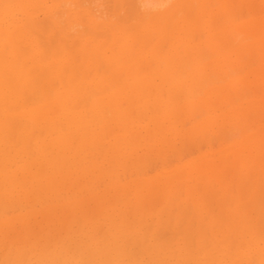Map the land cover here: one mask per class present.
Listing matches in <instances>:
<instances>
[{"label":"bare ground","instance_id":"obj_1","mask_svg":"<svg viewBox=\"0 0 264 264\" xmlns=\"http://www.w3.org/2000/svg\"><path fill=\"white\" fill-rule=\"evenodd\" d=\"M161 2L168 7H147ZM256 4L0 0V248L12 235L32 241L17 248L15 264L37 256L264 264V234L249 227L264 207V19L252 11ZM228 127L241 139L221 148L232 155L226 161L191 159L155 179L141 173L154 146L224 141ZM130 159L141 176L124 182L119 170L127 173ZM37 204L45 218L39 228L47 227L38 241L27 210ZM10 208L27 213L8 217ZM223 245L226 256L204 255Z\"/></svg>","mask_w":264,"mask_h":264},{"label":"rangeland","instance_id":"obj_2","mask_svg":"<svg viewBox=\"0 0 264 264\" xmlns=\"http://www.w3.org/2000/svg\"><path fill=\"white\" fill-rule=\"evenodd\" d=\"M257 3V4H256ZM254 4H256V6L254 5V7H252V11H254V13L256 14V18L257 19H264V9L260 6V4H261V0H254ZM262 8V9H261ZM44 38V40H46L47 38H48V36L47 35H45L44 34V36H42V39ZM43 41V40H42ZM41 41V44L42 45H44L45 44V46H47L46 44H47V40L46 41H43L42 42ZM43 47V46H42ZM44 48V47H43ZM44 51H46V50H44ZM260 65V63H257V64H255L254 65V67L252 68V69H257V66H259ZM250 70H248L247 72H249ZM247 72L245 73V74H247ZM254 78V80L255 81H257V82H260V84L262 85V81L263 80H260L259 78H257L256 76L254 77V76H252V79ZM261 91V90H260ZM34 100V99H33ZM259 100H260V105L261 106H263L264 107V92H259ZM35 102V101H34ZM37 102V101H36ZM56 114H54V118H56V117H58V115H59V112H55ZM219 113H222V111H219ZM200 114H204L203 112H201ZM205 115L204 116H202V118H200L199 120H202V119H205ZM145 119H142L141 120V126L142 127H145V126H147L146 124H147V120H145ZM186 123H188L187 124V126H186V128H191L192 127V124H193V122H190L189 120H187V122ZM261 125H262V131H261V137L262 138H264V117H263V119H261ZM231 129V130H230ZM117 131V134H119V131L118 130H116ZM228 131H230V132H228ZM228 134H227V132L223 135L224 136V141H223V139L221 140V141H219V140H215L216 141V143H212V144H207V143H205V142H202L201 143V145L200 146H195L193 143H191L189 140H181V139H177L175 142H177V148H176V150L174 151V150H171L170 148H164V147H166V146H164L163 147V149H162V145H157V146H154V153L153 154H155V156L153 157L152 155L150 156V157H148L147 158V160H150V159H154V161L152 160V162L151 161H149L148 163H147V166H146V168L144 169V171H141V173L142 174H145V176L146 177H152V178H149V179H155L156 177H158L159 175H160V173H162L160 170H162L163 168H165L166 166V168H168V169H170V168H172V167H175V168H178V170H182V169H184L186 166H188L187 164H188V161L190 162L191 161V159H195V160H198V159H202V158H211V159H220V161L219 162H222V161H226L227 159H229V158H231V156L232 155H220L222 152H224V150H221V148L223 147V146H225V145H227V146H231V144H233L236 140H239V139H241V133H240V131L238 130V129H236V128H234V127H228ZM239 131V132H238ZM114 132H115V129H114ZM144 133V135H145V137H148V135L146 134V132H143ZM231 133H232V139H229L228 137H230L231 136ZM235 134V135H234ZM239 136H240V138H239ZM230 141H229V140ZM214 144V145H213ZM191 145V146H190ZM209 145V146H208ZM233 146V145H232ZM199 148H200V150H199ZM231 148V147H230ZM230 148H228L227 150H229ZM17 149H20V148H17ZM165 149V150H164ZM167 149V150H166ZM164 150V152H162ZM227 150H225V151H227ZM19 150H16L15 152H18ZM181 151V152H180ZM209 151H213L214 153H213V155H207L208 153H209ZM15 152H14V154L13 155H15ZM161 152L163 153V156H165V161L166 162H164V160L162 161V159H159L158 157L160 156V155H162L161 154ZM166 152V154L164 155V153ZM139 155H136V157H133L132 159L134 160V158L136 159V160H134L135 161V163L136 162H138L137 161V159L139 158V157H137V156H142V155H144L145 156V153H146V151H142V149L139 151ZM202 153H203V155H202ZM176 154V155H175ZM197 156V157H196ZM143 157V156H142ZM196 157V158H195ZM158 158V159H157ZM133 160H129V163H128V165H131L130 167L128 166V168L129 169H125V171L126 170H129V171H126L127 173H125V172H123L124 171V169H120L119 171H121L120 173H121V175H122V180L124 181V182H126V181H134V180H137V178H138V176H141V175H138V173L140 174V172L138 171V169L136 170V166H134V165H132L133 163H134V161ZM178 160V161H177ZM172 161V162H171ZM192 161H194V160H192ZM133 162V163H132ZM134 163V164H135ZM185 165H184V164ZM187 163V164H186ZM23 164L24 163H22L21 162V164H20V166H23ZM159 164V165H158ZM136 165V164H135ZM134 166V167H133ZM181 166H182V168H181ZM152 170V171H151ZM35 170H33V172H34ZM147 171V172H146ZM232 170H230L229 172H231ZM159 172V173H158ZM228 172V173H229ZM157 173V174H156ZM155 174V175H154ZM219 188V185L218 184H216V189H218ZM231 188H232V193H234L233 191L235 190L234 188V186L232 187L231 186ZM3 192H4V189L3 190H0V195L1 196H3ZM235 194H236V191H235ZM261 199H262V202H264L263 201V198H261L260 197V199H259V204L261 203ZM61 202V201H60ZM59 202V204H61ZM54 205H57V203H53ZM120 204V207H123V204H121V203H119ZM263 204V203H262ZM92 205H94V203L92 204L91 203V205H90V208L91 209H95L96 207H95V205L94 206H92ZM259 207H260V205H259ZM263 205L261 206V208L259 209V210H262L263 208ZM41 208H42V206L40 205H36L35 206V208H28L27 210L29 211V213H33V215H34V219H36L37 220V224H35L34 226H33V230L35 231V234H36V236H37V239H35V240H39V238H41V236L43 235H45V233H46V231H47V227H45V225H43V231L41 230V228H39V223L40 222H43L44 220H45V218H44V215L42 214V212H41ZM14 209H16L17 211H13ZM20 210V208L18 209V208H10V209H8V210H6V211H8L7 212V216L8 217H13V218H15V216H16V218H19L21 215H24V214H26L27 213V210L26 211H24L23 212V209L21 210V211H19ZM259 210H257L258 212H261V211H259ZM256 211V210H255ZM254 212L253 211V215L251 214V216H250V218H249V216L247 217V218H249V219H254L253 221H251L252 222V224L254 225V226H249V227H253V228H255V227H258L259 229H260V231L264 234V231H263V229H264V225H262V223L259 221L260 220V218L262 217L263 219H264V212L262 211L261 213H259V214H257L258 212ZM216 213H219V211L218 210H216ZM3 214H6V212L5 213H3ZM257 214V215H256ZM38 216V217H37ZM260 217V218H259ZM2 219H3V216L2 217H0V222L2 221ZM262 220V219H261ZM260 222V224L262 225V226H260V224L259 223H257V222ZM250 224V223H249ZM263 224H264V222H263ZM248 225V224H247ZM257 225V226H256ZM20 229H21V227H20ZM36 229V230H35ZM39 229V230H38ZM194 229H195V227H194ZM196 230V229H195ZM43 232V234H41ZM40 235V236H39ZM39 236V237H38ZM212 237L213 236H211L210 235V237H209V240H211L212 239ZM194 239V244H195V248H197V246H196V241L197 240H195L196 238H193ZM10 240L12 241V242H10ZM10 240H5V242H4V244L1 246V250L2 251H0V262H3V264H15V259H16V257L18 256V251H17V248H21V247H25V249L26 250H28L29 249V247H30V245L32 244V241L30 242V241H28V240H18L17 238L15 239V238H13V235L12 236H10ZM233 240V239H232ZM215 241V240H214ZM27 242V243H26ZM13 243V244H12ZM16 243V244H15ZM29 243V244H28ZM41 243H44V241H42ZM7 244H8V246H7ZM14 245V246H13ZM5 246L7 247V250H6V248H5ZM3 247L5 248V249H3ZM9 247V248H8ZM12 248H14V249H12ZM3 250H5V251H3ZM14 250V253L12 252ZM196 250H198V249H196ZM2 252H4V253H2ZM1 253H2V257H1ZM13 253V255H11ZM28 253V252H27ZM228 254V252H227V250L224 248V245L223 246H217L216 248H214V249H211V247L210 248H206V250H205V252H204V255L205 256H210V255H215V256H226ZM4 255V256H3ZM29 253L28 254H25V253H23V257H21V258H23V259H25L26 260V258H29ZM12 259V260H11ZM10 261V262H9Z\"/></svg>","mask_w":264,"mask_h":264},{"label":"clouds","instance_id":"obj_3","mask_svg":"<svg viewBox=\"0 0 264 264\" xmlns=\"http://www.w3.org/2000/svg\"><path fill=\"white\" fill-rule=\"evenodd\" d=\"M147 7L151 8H166L168 7V4L166 2H161L159 4H149ZM0 264H3V262H0ZM27 264H79L78 261L75 260H65V261H52L50 259H47L44 256H37L34 259L27 262Z\"/></svg>","mask_w":264,"mask_h":264},{"label":"snow or ice","instance_id":"obj_4","mask_svg":"<svg viewBox=\"0 0 264 264\" xmlns=\"http://www.w3.org/2000/svg\"><path fill=\"white\" fill-rule=\"evenodd\" d=\"M0 7H4V5H0Z\"/></svg>","mask_w":264,"mask_h":264}]
</instances>
